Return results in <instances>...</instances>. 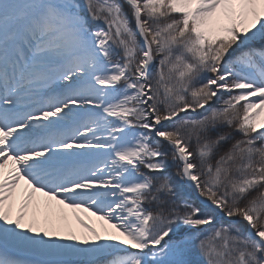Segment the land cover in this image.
I'll return each mask as SVG.
<instances>
[{"label":"rangeland","instance_id":"374dc122","mask_svg":"<svg viewBox=\"0 0 264 264\" xmlns=\"http://www.w3.org/2000/svg\"><path fill=\"white\" fill-rule=\"evenodd\" d=\"M5 1L1 0L2 3ZM41 1L21 0L22 5H17L13 12L34 13L37 10L36 5H40ZM135 3L140 7V0L57 1L62 18H76L80 23L79 27L88 34L93 33L94 39H87L90 49L86 52V57L80 52L81 49L77 48L72 50L70 56H66L70 59L69 62L73 61L75 64H72V69L69 67L67 73H70L67 76L63 77V72L55 83L63 88L69 87L67 91L72 97L68 99L66 96L65 100L51 108L50 105L43 108V112L38 116L40 124L46 125L45 122L49 121L61 122L70 118L78 108L98 109L110 97L113 101L107 104L105 110L98 111V124L93 133H87L91 130L93 122L91 125L82 123L77 133L62 147L50 150L52 154L69 156L84 153L105 155L92 173L77 185L76 190L62 189V193H86L92 197L93 205L85 204V210L94 215L99 214L100 218L93 219L90 214L85 213L84 220L91 236L96 239L104 232V223L110 219L108 212L113 209L118 213L121 206L129 205V209L126 207L124 211L126 220L123 221L129 226L120 225L118 234L124 238L118 246H106L107 243L95 240V243L84 244V250L66 253L70 259L78 258L84 263L93 264L96 260L114 254L120 247L127 256L128 264H160L148 259L149 252L156 249L148 242L149 229L154 230L163 223H168L175 209H182L187 215L195 210L193 196L196 194L189 179L190 169L193 170L192 175L199 189L200 183L190 151L181 140L172 137L176 128H185L182 121L174 120L175 114L183 111L199 112L204 104L214 105L216 109H229L233 113H246L250 118L248 131L257 140L256 145L264 152V69L258 68L255 57L258 52L264 56V34L258 39L249 34V31L255 30L264 33V0H177L179 5H183L184 20L181 23L179 19L175 20L176 27L186 29L188 21H184L187 17H192L188 28L199 26L207 32L211 50L208 62L201 67L204 101L199 107L187 105L174 114L159 112L158 106L163 103L165 107L175 105L179 92H172L180 78L170 71H163L160 56L152 49L150 30L142 19L140 33L144 38L147 37L151 47L148 57L147 52L140 46L139 36L135 34L138 27ZM10 7L7 5L8 10ZM140 10L142 13L141 8ZM49 33V26L44 27L38 41L46 40ZM73 34L69 32L67 37ZM109 49L115 54L109 55ZM73 52L76 56H71L74 55ZM52 54L55 57L52 59L56 61L51 63L50 68L61 63L59 57L64 55V51L58 48ZM252 66L253 68H250ZM83 73L93 74L90 80H87L90 88L99 80L107 81L108 92L103 90L96 97H86L87 85L77 83L78 77ZM199 125L195 123L193 130L197 131ZM168 139L178 140L181 146L177 148ZM130 140L136 141L137 151L128 147ZM76 143L80 144L81 148L77 147ZM251 146L254 153L259 151L257 146ZM107 150H110L108 155ZM150 150L151 156L148 158L147 153ZM179 153L184 154L185 158ZM153 166L158 167L152 168ZM22 175L24 177V174ZM130 176H135L136 182L129 179ZM26 180L29 181L27 177ZM62 196L63 194L50 191V194L46 195V201L55 202L63 198ZM25 197L26 195H23L20 200ZM37 199L36 190L29 198H25L31 205L35 204ZM154 205L160 210V217L156 222H150L148 207ZM137 212L142 218L140 234L134 233L135 225H132L131 219ZM242 216L252 219L247 214ZM122 217L123 215H120V218ZM209 224L210 220H204L200 228L205 229ZM196 228V223H190L184 232H191ZM256 231L264 235V231ZM214 235L213 238L217 237L219 240L212 242L214 246L206 245V252L222 245L225 249L222 254L230 257L226 242L232 240L229 237L226 241L225 238L229 234L218 230ZM213 238L207 240L209 244ZM15 248L22 252V245H16ZM56 252L54 254H57ZM235 254L234 260L239 264H264V252L257 250L255 244L246 252L244 249H236ZM103 264H112V261Z\"/></svg>","mask_w":264,"mask_h":264},{"label":"trees","instance_id":"16d2710c","mask_svg":"<svg viewBox=\"0 0 264 264\" xmlns=\"http://www.w3.org/2000/svg\"><path fill=\"white\" fill-rule=\"evenodd\" d=\"M140 5L142 19L150 30V41L154 53L160 56L163 71H170L180 78L172 92H179L177 102L171 107H165L163 103L158 106V111L172 114L187 105L199 107L204 101L201 67L208 62L211 50L209 34L199 26L188 28L192 17L185 19L184 22L188 21L186 29L176 27L175 20L179 19V23L184 20L183 5L176 0H140ZM249 34L258 39L264 33L255 30ZM178 120L185 124V128H176L172 137L181 140L190 151L202 195L218 201L230 216L250 215L254 229L264 231V152L248 131V115L216 109L208 104L196 114L187 112ZM195 123L200 124L197 131L193 130ZM251 145L257 146L259 151L254 153ZM193 198V212L187 215L186 211L175 209L168 223L151 231L150 241L154 245H159L163 237L166 240L148 259L160 264H239L234 260L236 249L246 252L254 245L244 234L247 224L243 221L230 224L221 219L201 229L202 221L214 220L217 212L203 205L195 196ZM148 208L151 211L150 222H156L160 210L156 205ZM189 223H196L197 228L176 234L183 232ZM218 230L229 234L225 236L226 241L229 237L232 240L226 242L230 257L222 254L225 250L222 245L208 252L204 248L219 240L213 238ZM211 237L209 244L207 240ZM255 246L264 252L262 247Z\"/></svg>","mask_w":264,"mask_h":264},{"label":"bare ground","instance_id":"6f19581e","mask_svg":"<svg viewBox=\"0 0 264 264\" xmlns=\"http://www.w3.org/2000/svg\"><path fill=\"white\" fill-rule=\"evenodd\" d=\"M57 1L59 0H42L40 5H36L37 10L34 13L23 11L24 13H22L21 16L24 17H21V19L16 21V29L12 30L11 34L19 36L22 35V32L25 33V29H27L29 36L28 34L25 35L27 38L31 36L34 40L33 46L35 49L40 50L37 52L35 60L44 61L41 63L44 66H47V68L51 63L56 61V59H52V57H54L52 53L54 51L56 52L58 48L62 49L64 55H61L59 59H67L68 65L65 63L62 65L57 64L58 66L56 67L61 65L62 71L60 74L64 71L63 77H65L70 73V71L67 73L69 67L72 69V64H75L73 61L72 63L69 62V59L66 58V56H70L69 54L72 50L77 48L81 49L80 52L86 57V52H89L90 49L87 39H90V41L94 39V34H88L86 30L80 28V23L76 18L70 17L68 20L62 18V14L60 10H58L59 7ZM7 5H10L12 9H14L15 7L21 6L22 2L21 0H6L2 3L0 0V16H2V18H4L3 16H8V13H6L9 11ZM46 26H49L50 28L49 37L38 43L35 37ZM63 29L65 31H63ZM9 32L10 30H7V27L4 26L2 29V36H7ZM69 32L74 33L73 36L67 37V33ZM15 48L17 49V45H15ZM1 55L2 53H0V57ZM71 56H76V53H74V55L71 54ZM37 67L39 70H42V76L48 74H46V72H48L47 69L43 68L42 65ZM92 75V73H83L77 80L78 84L87 85L86 91L88 96L86 95V97H96V95L103 90L108 92L107 81L99 80L95 83L93 88L88 87L89 84L87 80H90ZM54 86H56V84L52 87ZM49 88L50 86L46 88V90ZM54 93L56 97L59 94V90ZM64 93H67L68 99L72 97V94H69L68 91L61 89L59 94L61 95V98H63ZM21 99L26 100V97ZM106 101L107 102L101 104L98 109L91 110L88 109V107L78 108V111L72 115V117L75 115L73 121L68 119L65 120L64 124H67V126L72 125L71 123L77 122L80 119L81 124L86 123L87 125H91V122H93L91 130L87 131V133H93L92 131H95L98 124V111L105 110L107 104L113 102L111 97ZM7 114L8 110L5 112L0 111V244L7 243L9 245L7 246L11 248L14 246L16 247V245H22V254L27 255L22 256L21 254H13L9 251H3L0 253V264H17V261H21L18 264H23V262H36L35 264H90L84 263L83 261L80 262L78 258L70 259L67 254L74 253L80 249L84 250V244L95 243V240L107 243L106 246H118L124 238V236L118 234V231L121 229L120 225L124 224L129 226L126 222H123L126 220V213H124V211L126 207L129 209V205L121 206L118 213H115L113 209L108 212L110 219L104 223V232L98 239H96L91 236L90 229L85 225L84 220L85 213L87 215L90 214L93 219L96 217L100 218L99 214L94 215V213L85 210V204L93 205L92 197L90 195L86 193L79 194L69 192L64 194L62 196L63 198L57 199L55 202L46 201V195H49L52 187L54 188L56 185H61L69 190H76L77 185L80 184L81 180L85 179L90 172L89 171L86 174V172L84 173V171H81L84 169L85 165L89 164L90 166L88 165V170H91L102 162L105 155H98L97 153H84L78 155L85 161H82L79 164L77 161H73V163L67 167V170L65 169V173H63V175L61 174V178H65V181H60L56 185L54 182H51L45 187L37 188L31 181H28L23 177L18 161L10 156V150L14 147V143L11 138L4 137L2 129L4 124H6L4 117ZM33 141L36 140L29 138L26 140L25 145H29V143ZM78 146L79 145H77V147ZM128 147L136 150V141H128ZM108 152H110V150H107L106 155H108ZM39 158L41 160H46L44 157ZM69 159L73 160V158ZM128 178L133 180V182H136L137 180L135 176H130ZM189 179L194 183L195 179L193 175H191ZM35 190L38 199L35 204L31 205L25 200V198H29ZM57 194H62V192L57 191ZM23 195H26V197L20 200ZM120 215H123V217L120 218ZM131 219L133 221L132 225H135L134 233L140 234L142 230V227L140 228L142 223L141 216L137 212V214H133ZM112 221H114V223ZM261 238L264 241V237L262 236ZM55 251H57V254H54ZM29 254L40 256V258H44V261L38 262L33 258H29ZM110 256L108 255L104 257V259H100L102 262L96 260L93 264H103L111 261L112 264H128L126 259L127 256L124 250L120 247L114 254H110Z\"/></svg>","mask_w":264,"mask_h":264},{"label":"water","instance_id":"95a60500","mask_svg":"<svg viewBox=\"0 0 264 264\" xmlns=\"http://www.w3.org/2000/svg\"><path fill=\"white\" fill-rule=\"evenodd\" d=\"M196 191H197V195H198V197L200 198V200H201L204 204L209 205L210 207H215V208H217V209L220 211V216L223 217L226 221H229V222H233V223H235V222H237V221L240 220V219H238V218H229V217L225 216L224 213L220 210V207H219V205H218L216 202L207 201V200H205L204 198H202L201 195H200V193H199V187H198V186L196 187ZM250 226H251V222H250ZM248 236H249L251 239H255L256 242H257L258 244L264 246V242H262V241L260 240V238H258V236H256V234H254L251 230L248 232Z\"/></svg>","mask_w":264,"mask_h":264}]
</instances>
